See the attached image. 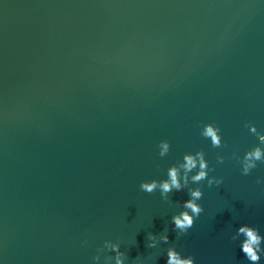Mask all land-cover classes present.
Masks as SVG:
<instances>
[{"label": "water", "instance_id": "1", "mask_svg": "<svg viewBox=\"0 0 264 264\" xmlns=\"http://www.w3.org/2000/svg\"><path fill=\"white\" fill-rule=\"evenodd\" d=\"M246 121L264 129V0H0V264H109L106 242L124 264H249L233 236L264 235V160L241 174ZM196 151L223 183L189 181L204 211L178 234L188 188L138 185Z\"/></svg>", "mask_w": 264, "mask_h": 264}, {"label": "clouds", "instance_id": "2", "mask_svg": "<svg viewBox=\"0 0 264 264\" xmlns=\"http://www.w3.org/2000/svg\"><path fill=\"white\" fill-rule=\"evenodd\" d=\"M244 127L248 133L253 135L256 143L244 151L242 154V175H247L251 169L256 167L257 162L264 160V129H257V126L252 122H245ZM200 136L210 142V145L219 148L222 145V136L219 126L213 121L204 123L200 127ZM161 152L163 155L168 150L167 141H160ZM194 174L189 175L190 172ZM209 165L202 151L186 152L182 156V162H179L168 169L167 179L157 182L156 180L141 181L138 185L140 191L145 193H152L159 189L161 196L172 192L173 190L179 192L184 188H188V199L181 202L182 211L175 214L171 218L173 228L179 233H186L192 226L194 219L204 211L203 207L197 201L203 195L200 187H188L189 181L193 184L206 180L207 186L219 187L223 183V179H216L209 176ZM259 182V181H258ZM239 236V250L243 254L245 260L249 264H259L261 258L264 257V235L258 229L249 225H240L236 228V235L233 236L235 240ZM160 239L167 244V235L161 236ZM155 236L148 234V248L155 247ZM136 243V242H135ZM134 243V244H135ZM82 246H86L85 241H81ZM105 247L111 253V260L109 264H124L126 253L121 250L119 243H107ZM165 264H194L191 256L182 257L174 248H167L165 251ZM93 261L99 262L98 255L92 257ZM131 264H141V256L138 254L131 260Z\"/></svg>", "mask_w": 264, "mask_h": 264}]
</instances>
